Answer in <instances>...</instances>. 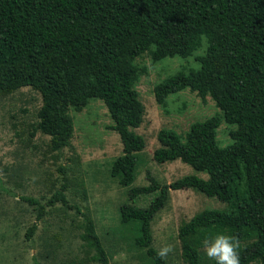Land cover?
<instances>
[{
    "label": "trees",
    "instance_id": "1",
    "mask_svg": "<svg viewBox=\"0 0 264 264\" xmlns=\"http://www.w3.org/2000/svg\"><path fill=\"white\" fill-rule=\"evenodd\" d=\"M202 34L207 49L196 56L200 68L157 83L154 97L164 105L168 94L184 88L203 101L210 96L224 120L236 126L229 131L232 143L217 144V115L192 122L183 135L159 129L156 162L179 159L208 177L187 174L160 184L148 176L149 184L130 187L128 198L135 203L140 195L154 196L145 207L122 203L120 220L134 224V243L145 248L151 264H168L150 245L151 220L169 189L197 190L228 210L205 208L180 223L184 263L202 264L205 239L226 233L239 238L241 264H264V0H0V91L30 86L40 93L36 126L56 151L72 135L67 107L81 110L90 98L102 100L122 144L109 173L129 186L145 147L134 132L145 113L134 87L140 71L134 60L152 45L147 52L153 61L189 56L201 46ZM65 190L61 183L46 204L31 196L21 200L36 219L55 202L74 209L83 218L80 238L93 250L88 261L109 264L93 221L68 203ZM36 227L27 228L26 239Z\"/></svg>",
    "mask_w": 264,
    "mask_h": 264
},
{
    "label": "rangeland",
    "instance_id": "2",
    "mask_svg": "<svg viewBox=\"0 0 264 264\" xmlns=\"http://www.w3.org/2000/svg\"><path fill=\"white\" fill-rule=\"evenodd\" d=\"M204 49L202 39L201 46L186 57L153 61L147 50L134 60L140 69L134 87L145 106L143 120L134 132L142 136L145 147L129 186H121L109 173L112 160L122 153V144L110 128L112 120L102 100L90 98L81 110L67 107L73 131L67 145L56 151L50 148L49 136L36 126L40 93L30 86L0 91V264H99L87 259L93 250L80 238L83 218L79 213L55 202L45 205L44 215L36 219L33 207L21 200V196H31L46 204L61 183L66 184L68 203L77 205L93 221L109 264H151L145 248L134 243V224L121 222L119 207L124 202L145 207L154 194L140 195L134 203L128 198L129 188L149 184L148 176L160 184L187 174L208 177L179 159L156 162L152 154L159 146L158 130L172 129L183 135L192 122L217 115L221 121L216 142L225 147L232 143L229 131L236 127L224 120L210 96L203 101L189 88L168 94L164 105L155 100L153 87L179 71L198 70L196 56ZM205 208L228 210L226 203L197 190L169 189L167 201L151 220L150 243L156 251L167 244L173 246L165 259L168 264H185L178 226ZM33 223L37 227L26 239L25 232ZM201 255L202 264H210L204 247Z\"/></svg>",
    "mask_w": 264,
    "mask_h": 264
},
{
    "label": "clouds",
    "instance_id": "3",
    "mask_svg": "<svg viewBox=\"0 0 264 264\" xmlns=\"http://www.w3.org/2000/svg\"><path fill=\"white\" fill-rule=\"evenodd\" d=\"M202 39L205 40L204 52L207 49V39L202 34ZM240 241L238 237L228 235L226 233H218L210 239H205L204 249L208 258L214 260L216 264H241V258L238 252ZM172 245L167 244L158 249L157 255L161 259H166L169 253L173 252Z\"/></svg>",
    "mask_w": 264,
    "mask_h": 264
}]
</instances>
